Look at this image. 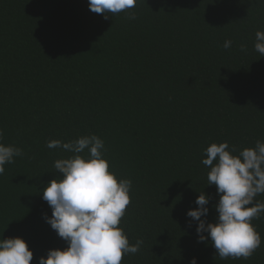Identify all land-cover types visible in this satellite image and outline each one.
Returning a JSON list of instances; mask_svg holds the SVG:
<instances>
[{
  "label": "trees",
  "instance_id": "16d2710c",
  "mask_svg": "<svg viewBox=\"0 0 264 264\" xmlns=\"http://www.w3.org/2000/svg\"><path fill=\"white\" fill-rule=\"evenodd\" d=\"M131 11L105 18L88 0H0V130L23 152L0 175V239H23L30 264L67 247L44 219L42 191L72 154L46 145L96 135L109 171L132 182L119 227L143 244L121 264H264V214L246 260L198 243L186 216L200 192L206 221L218 215L208 146L227 142L238 155L264 142V56L254 50L264 0H137Z\"/></svg>",
  "mask_w": 264,
  "mask_h": 264
},
{
  "label": "clouds",
  "instance_id": "9594fccd",
  "mask_svg": "<svg viewBox=\"0 0 264 264\" xmlns=\"http://www.w3.org/2000/svg\"><path fill=\"white\" fill-rule=\"evenodd\" d=\"M136 4L137 0H88L89 10L105 18L126 12L130 19H135L131 10ZM231 46L232 41L226 40L222 47L227 50ZM246 50V45L241 44L240 51ZM254 50L264 56V31L255 33ZM3 139L0 130V175L4 174L6 164L23 155L20 148L5 145ZM46 146L72 154L54 162L62 178L51 180L42 191V199L51 208V217L44 219L67 247L49 250L46 258H38L37 264H121L124 256L135 255L143 241L130 244L119 227L131 203L132 182L118 180L109 171L103 158L104 141L90 135L67 143L52 140ZM236 151L227 142L212 143L204 150L207 158L202 164L210 168L207 185H214L219 197L214 206L218 214L215 223L206 221L210 198L204 192L195 200L197 207L186 212L197 223V242L210 239L222 260L249 259L262 243L252 221L264 214V202L256 200L264 195V142L257 140L254 147L234 155ZM32 260L33 252L23 239H0V264H30ZM189 264H197L196 258Z\"/></svg>",
  "mask_w": 264,
  "mask_h": 264
}]
</instances>
